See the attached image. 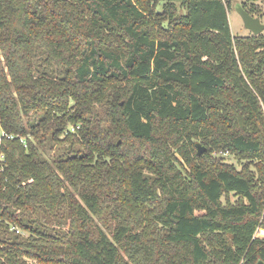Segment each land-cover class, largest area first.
Listing matches in <instances>:
<instances>
[{
	"label": "trees",
	"instance_id": "1",
	"mask_svg": "<svg viewBox=\"0 0 264 264\" xmlns=\"http://www.w3.org/2000/svg\"><path fill=\"white\" fill-rule=\"evenodd\" d=\"M235 1L264 19L0 0V264L264 263V33L233 36Z\"/></svg>",
	"mask_w": 264,
	"mask_h": 264
},
{
	"label": "rangeland",
	"instance_id": "2",
	"mask_svg": "<svg viewBox=\"0 0 264 264\" xmlns=\"http://www.w3.org/2000/svg\"><path fill=\"white\" fill-rule=\"evenodd\" d=\"M237 5H241V2L240 1L233 2L231 5V9L229 10V21H230L231 30H232L234 37H246V36L251 35L252 33L245 28L244 22H243L241 16L239 15V13L237 12ZM261 21L264 24V19L263 20L261 19ZM0 134H1V130H0ZM199 144H201V143H199ZM75 149H77V148H75ZM70 150H73V149L68 145L48 143L47 146L44 149H42L41 153L44 156V158H46L48 160H53V159H58L59 157L64 156ZM206 151H207V149H206ZM214 155L220 156L223 159L225 158L227 162L235 165L236 168L239 170L242 167L243 162L240 161L239 159L235 158L233 155H231L228 152H226V153L222 152V153H218V154L214 153ZM236 199L237 198H235L233 195H231V201L232 202H234ZM24 235L28 236L27 233H24ZM257 237L264 239V231H259L257 233Z\"/></svg>",
	"mask_w": 264,
	"mask_h": 264
},
{
	"label": "water",
	"instance_id": "3",
	"mask_svg": "<svg viewBox=\"0 0 264 264\" xmlns=\"http://www.w3.org/2000/svg\"><path fill=\"white\" fill-rule=\"evenodd\" d=\"M237 12L241 16L245 28L249 30L253 35L258 36L264 33V24L262 23L261 19L258 17H254L250 15L242 5H237ZM198 156L201 157L206 152V147L202 144H196ZM260 264H264L261 262Z\"/></svg>",
	"mask_w": 264,
	"mask_h": 264
},
{
	"label": "built area",
	"instance_id": "4",
	"mask_svg": "<svg viewBox=\"0 0 264 264\" xmlns=\"http://www.w3.org/2000/svg\"><path fill=\"white\" fill-rule=\"evenodd\" d=\"M2 134H3V136H6L5 133H2ZM12 230L16 231V233H20V231L17 228H15V227H12Z\"/></svg>",
	"mask_w": 264,
	"mask_h": 264
}]
</instances>
